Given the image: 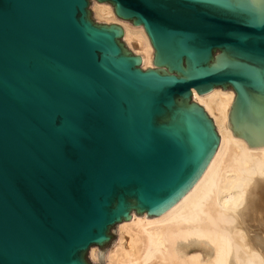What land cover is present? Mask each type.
<instances>
[{"label": "water", "instance_id": "95a60500", "mask_svg": "<svg viewBox=\"0 0 264 264\" xmlns=\"http://www.w3.org/2000/svg\"><path fill=\"white\" fill-rule=\"evenodd\" d=\"M97 1L153 67L92 0H0V264H92L175 205L220 141L192 90H233L227 126L264 146V0Z\"/></svg>", "mask_w": 264, "mask_h": 264}, {"label": "bare ground", "instance_id": "6f19581e", "mask_svg": "<svg viewBox=\"0 0 264 264\" xmlns=\"http://www.w3.org/2000/svg\"><path fill=\"white\" fill-rule=\"evenodd\" d=\"M98 22L123 27L127 46L153 67V47L142 26L118 18L109 3L92 0ZM193 99L213 119L220 137L208 166L191 189L161 215L146 213L118 223L117 238L104 254L89 258L105 264H264V146L249 147L227 126L235 97L220 87Z\"/></svg>", "mask_w": 264, "mask_h": 264}, {"label": "rangeland", "instance_id": "374dc122", "mask_svg": "<svg viewBox=\"0 0 264 264\" xmlns=\"http://www.w3.org/2000/svg\"><path fill=\"white\" fill-rule=\"evenodd\" d=\"M89 8L91 9V4L89 5ZM92 11V10H91ZM92 17L93 18H95L94 17V15L92 14ZM95 20H96V18H95ZM97 21V20H96ZM124 40V39H123ZM125 42V41H124ZM127 45V44H126ZM115 229H116V227H115ZM98 249H99V247H97ZM88 258H89V255H88ZM100 259H103V256L100 258ZM89 260L92 262V264H96V263H99V260L97 261V262H93L90 258H89ZM104 260V259H103Z\"/></svg>", "mask_w": 264, "mask_h": 264}]
</instances>
